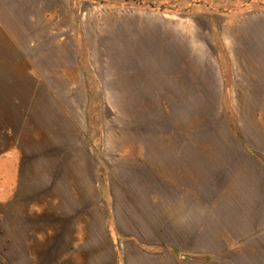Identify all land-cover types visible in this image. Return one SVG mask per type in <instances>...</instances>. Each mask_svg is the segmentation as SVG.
Wrapping results in <instances>:
<instances>
[{
    "label": "crops",
    "instance_id": "0c3cea01",
    "mask_svg": "<svg viewBox=\"0 0 264 264\" xmlns=\"http://www.w3.org/2000/svg\"><path fill=\"white\" fill-rule=\"evenodd\" d=\"M48 6L0 0V264H264V155L220 124L159 140L152 185L77 188L89 97Z\"/></svg>",
    "mask_w": 264,
    "mask_h": 264
},
{
    "label": "rangeland",
    "instance_id": "374dc122",
    "mask_svg": "<svg viewBox=\"0 0 264 264\" xmlns=\"http://www.w3.org/2000/svg\"><path fill=\"white\" fill-rule=\"evenodd\" d=\"M44 1L46 28L76 39L89 97L77 106L91 119L93 151L77 143L87 199L100 174L152 185L159 140L212 138L214 124L264 155V0Z\"/></svg>",
    "mask_w": 264,
    "mask_h": 264
}]
</instances>
